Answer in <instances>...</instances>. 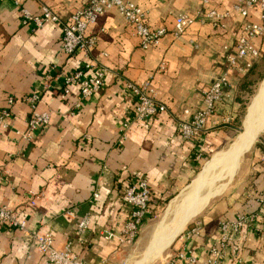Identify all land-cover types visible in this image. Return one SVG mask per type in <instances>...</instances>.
<instances>
[{
    "label": "crops",
    "instance_id": "obj_1",
    "mask_svg": "<svg viewBox=\"0 0 264 264\" xmlns=\"http://www.w3.org/2000/svg\"><path fill=\"white\" fill-rule=\"evenodd\" d=\"M21 1H0V111L9 99L15 102L9 128L0 131V208L13 210L27 229L0 227V264H46L32 237L45 234L53 238L55 251L69 247L85 264H117L128 247H120L116 239L105 240L103 233L118 235L129 220L130 208L122 196L135 183L134 176L147 182L153 208L189 183L201 158L227 130L218 125L237 109L235 89L241 81L237 76L231 77L224 101L199 138L181 140L176 122L185 119V110L204 109L202 93L224 69L222 47H233L243 23H258V14L251 10L245 20L232 13L236 0H208L206 9L231 15L226 29L195 24L182 37L168 34L157 48L144 52L125 21L110 10L87 29L86 35L97 39L87 60L80 52L73 57L62 54L59 26L49 24L37 31L21 26L20 9L39 15L48 8L65 23L89 0ZM131 1L146 12L154 29L169 30L176 14L195 16L201 9L198 0ZM87 64L106 74L101 90L77 109L76 88L65 99L60 97L63 78ZM127 83H152L167 114L133 122L136 102ZM33 95L39 97L37 111L49 113L50 122L26 145L15 132L27 128L25 100ZM127 123L124 138L122 127ZM262 191L264 174L249 188L241 186L213 205L198 221L200 233L188 239L182 236L172 253L184 243L197 264H202L216 243L218 224L259 213L257 200ZM87 216L89 228L80 235L77 227ZM258 226L262 234L246 230L233 241L245 264H264V211Z\"/></svg>",
    "mask_w": 264,
    "mask_h": 264
},
{
    "label": "built area",
    "instance_id": "obj_2",
    "mask_svg": "<svg viewBox=\"0 0 264 264\" xmlns=\"http://www.w3.org/2000/svg\"><path fill=\"white\" fill-rule=\"evenodd\" d=\"M1 1V0H0ZM28 0H22L23 4ZM192 1V0H189ZM233 6V14L247 19L249 12L255 10L258 14L259 22H245L242 25L241 35L233 47L224 45L222 47L223 59L225 62L223 72L215 78L208 90L202 93L204 109L189 112L185 110L184 120L176 122V128L181 140L187 142L196 140L206 130L210 119L218 105H220L230 88L231 77H244L252 68L253 63L261 58V43L264 41V0H236ZM200 10L195 16L187 13H178L173 17L171 29L165 27L154 29L149 25L148 16L138 5L131 0H89L87 6L71 14L68 22H62L50 9L43 8L39 15L30 14L25 8L20 9L21 26L30 27L37 31L46 25L52 24L61 29V52L66 57H73L80 52L87 60L96 46L97 39L86 35L88 27L94 25L98 18L105 12L115 10L131 29V34L137 41L139 48L147 52L157 48L162 39L168 34L175 39L182 37L186 31L195 24L210 25L212 28L226 29L228 20L231 19L229 13H218L214 10L206 9L208 0H198ZM87 64L84 70H77L63 78V88L60 95L65 99L71 94V89L78 91V102L76 108L79 109L81 103L96 95L102 88L106 71L102 68H92ZM163 70V68H161ZM91 72L92 74H88ZM126 89L136 102V107L132 115V121L137 123L153 120L159 115L167 114L165 105L157 100L156 92L152 83L135 85L127 83ZM37 95L30 96L25 100L29 107V117L27 128L24 132H15V136L20 142L28 145L34 140V134L49 125L50 114L39 113L37 111ZM14 101L9 99L7 107L0 111V131L9 128L11 121V107ZM231 118L223 120L224 125H228ZM129 124L122 127L125 134ZM122 137V140L124 139ZM135 183L125 189L122 196L123 203L130 208L129 220L125 223L118 235L104 232L105 240L116 239L120 247H129L136 241L140 228L143 225L150 204V193L147 182L134 176ZM2 179L0 178V185ZM97 197V196H95ZM259 213L241 215L233 221H221L218 224V237L216 243L208 251L207 258L202 264H223L226 261L232 264H245L240 256V249L233 241L240 236L243 231L249 230L254 234L263 232L258 226V218L264 211V191L257 200ZM90 218L84 217L78 227L77 233L83 234L90 225ZM0 227L26 232L27 224L16 213L7 207L0 208ZM201 223L195 222L191 230L186 231L184 236L190 238L200 233ZM35 248L42 256L46 264H85L79 258L73 256L69 247L63 252H57L53 248V238L49 234L42 236H32ZM198 260L187 250L183 243L175 252H171L163 260L162 264H197ZM97 264H109L101 261Z\"/></svg>",
    "mask_w": 264,
    "mask_h": 264
},
{
    "label": "rangeland",
    "instance_id": "obj_3",
    "mask_svg": "<svg viewBox=\"0 0 264 264\" xmlns=\"http://www.w3.org/2000/svg\"><path fill=\"white\" fill-rule=\"evenodd\" d=\"M260 47L262 50V55L255 65L254 72L250 75L246 74L244 77H241V81L238 83L235 89V102L237 104V109L232 110V115L230 116L231 121L228 125H224L223 123L218 125L221 126L222 124V126L227 128V130L224 132V135H221V137L218 138L219 142H214L216 143L214 144V149L210 151L204 158H201V161L197 166V169L191 180L181 189L180 192H178L171 199L164 200L160 204L153 205L154 208H152L151 213L146 217L143 225L141 226L136 241L133 245L125 248L117 264H136L142 260L145 254L152 250L156 241L155 231H157L161 223L168 225L172 221V216L164 218V215L167 213L171 203L177 201L180 198L182 193H184L193 183V181L200 175L202 170H204L215 154L227 151L243 132L245 118L249 113L248 111H250L249 108L252 105L253 99L258 93L257 91H259L260 85L264 79V41L261 43ZM245 80L247 81L244 84ZM262 174H264V131L259 135L249 152L243 156L239 168L234 173L230 182H228L229 178L224 179L222 193L212 198L207 203L202 212L195 216L181 229L178 234L179 237L176 238L172 244L167 246V248L157 260L149 261L147 264H161L162 260L173 251L175 242L184 236L188 226L199 220H202V218L211 209V207H213V205L226 200V198L232 195L239 187L245 185V187L249 188L253 181ZM246 190L247 189L245 188V191ZM239 191H241V189Z\"/></svg>",
    "mask_w": 264,
    "mask_h": 264
},
{
    "label": "bare ground",
    "instance_id": "obj_4",
    "mask_svg": "<svg viewBox=\"0 0 264 264\" xmlns=\"http://www.w3.org/2000/svg\"><path fill=\"white\" fill-rule=\"evenodd\" d=\"M257 92L245 118L243 132L227 151L215 154L180 198L171 203L164 215V218L173 217L171 223H161L155 231L156 241L152 250L136 264L157 260L167 246L173 243L181 229L201 213L212 198L222 193L224 179L229 178L230 182L243 155L251 149L264 130V81Z\"/></svg>",
    "mask_w": 264,
    "mask_h": 264
},
{
    "label": "trees",
    "instance_id": "obj_5",
    "mask_svg": "<svg viewBox=\"0 0 264 264\" xmlns=\"http://www.w3.org/2000/svg\"><path fill=\"white\" fill-rule=\"evenodd\" d=\"M258 60H259V59H258ZM258 60H256V61L253 63L252 68L248 71L247 74L250 75V74H252V73L254 72L255 65L257 64V61H258ZM249 75H248V76H249ZM248 76H247V77H248ZM246 81H247V80L244 81V84L246 83ZM151 205H152V203L150 202V204H149V212H148V215H149V214L151 213V211H152V207H151ZM153 208H154V207H153ZM148 215H147V216H148ZM192 227H193V224L190 225V226H188L187 231L191 230Z\"/></svg>",
    "mask_w": 264,
    "mask_h": 264
},
{
    "label": "water",
    "instance_id": "obj_6",
    "mask_svg": "<svg viewBox=\"0 0 264 264\" xmlns=\"http://www.w3.org/2000/svg\"><path fill=\"white\" fill-rule=\"evenodd\" d=\"M263 81H264V79H263ZM263 131H264V130H263ZM263 131H261V133H262ZM249 150H250V149H249ZM249 150L247 151V153L249 152ZM245 154H246V153H245ZM245 154H244V155H245ZM244 155H243V156H244ZM178 237H179V235H178L176 238H178ZM174 241H175V240H174ZM174 241H173V242H174Z\"/></svg>",
    "mask_w": 264,
    "mask_h": 264
}]
</instances>
